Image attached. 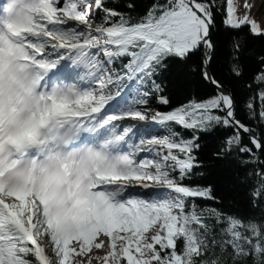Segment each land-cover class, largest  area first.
Segmentation results:
<instances>
[{"label":"snow or ice","instance_id":"6c2138e0","mask_svg":"<svg viewBox=\"0 0 264 264\" xmlns=\"http://www.w3.org/2000/svg\"><path fill=\"white\" fill-rule=\"evenodd\" d=\"M253 7L0 0V264H264Z\"/></svg>","mask_w":264,"mask_h":264},{"label":"trees","instance_id":"16d2710c","mask_svg":"<svg viewBox=\"0 0 264 264\" xmlns=\"http://www.w3.org/2000/svg\"><path fill=\"white\" fill-rule=\"evenodd\" d=\"M180 87H181V91L186 94L190 88H193L194 87V84L192 82L185 83V82L181 81L180 82ZM225 178L226 177L224 175H218V176H213L210 179H213V180L220 179L221 182L223 183V181L225 180ZM223 190L225 191L226 195L229 196V199H230L231 198V195H232L230 188L225 187ZM237 199H239V197H237ZM234 206H236V205H234ZM240 207L242 208L243 206L240 205Z\"/></svg>","mask_w":264,"mask_h":264},{"label":"bare ground","instance_id":"6f19581e","mask_svg":"<svg viewBox=\"0 0 264 264\" xmlns=\"http://www.w3.org/2000/svg\"><path fill=\"white\" fill-rule=\"evenodd\" d=\"M254 7L252 8L251 14L257 19H264V0L261 4H258L256 0H249Z\"/></svg>","mask_w":264,"mask_h":264},{"label":"rangeland","instance_id":"374dc122","mask_svg":"<svg viewBox=\"0 0 264 264\" xmlns=\"http://www.w3.org/2000/svg\"><path fill=\"white\" fill-rule=\"evenodd\" d=\"M258 2V4H261L263 0H256ZM100 255H103V252H100ZM94 264H96V262L94 261Z\"/></svg>","mask_w":264,"mask_h":264}]
</instances>
